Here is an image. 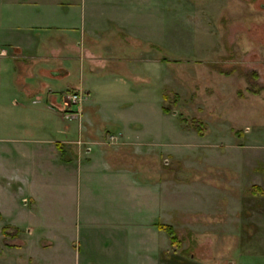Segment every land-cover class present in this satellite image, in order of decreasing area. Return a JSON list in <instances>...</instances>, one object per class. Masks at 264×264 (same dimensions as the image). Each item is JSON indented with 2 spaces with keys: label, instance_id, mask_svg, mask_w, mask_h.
I'll return each instance as SVG.
<instances>
[{
  "label": "rangeland",
  "instance_id": "rangeland-1",
  "mask_svg": "<svg viewBox=\"0 0 264 264\" xmlns=\"http://www.w3.org/2000/svg\"><path fill=\"white\" fill-rule=\"evenodd\" d=\"M4 15L16 29L22 21L52 26L34 30L42 38L38 60L69 71L48 75L59 101L71 93L93 101L97 125H87L89 134L135 136L113 159L155 184L156 205H169L162 221L184 242L172 249L189 256L187 264H264V193L252 191L264 190V0H0V25ZM166 90L178 94L176 104L164 102ZM82 103L71 113L84 112ZM193 117L207 125L205 136L191 128ZM62 193L48 201L44 224L74 220L60 216L77 209ZM6 204L5 220L32 225L12 238L0 217V264H53L37 219L20 215L18 202ZM88 205L82 210L97 211ZM93 254L110 256L90 248L84 259Z\"/></svg>",
  "mask_w": 264,
  "mask_h": 264
},
{
  "label": "crops",
  "instance_id": "crops-1",
  "mask_svg": "<svg viewBox=\"0 0 264 264\" xmlns=\"http://www.w3.org/2000/svg\"><path fill=\"white\" fill-rule=\"evenodd\" d=\"M4 6L10 10L9 2ZM24 10L29 12L28 7ZM10 19L4 15L5 23L0 25V217L5 220L6 203L11 201L18 202L20 215L35 217L36 230L42 229L51 240L48 249L53 264H187L189 256L174 251L167 233L157 226L166 223L162 218L169 205H156L155 184L139 179L130 166L113 159L118 148L135 136L123 129L108 133L107 138L100 128L89 134L87 125H97L89 118L93 101L84 100L82 117L71 113L73 107L63 106V97L59 101L47 83L48 75H56L57 70L69 71L38 60L42 38L34 30L51 25L22 21L20 30ZM18 32L23 34L17 37ZM74 33L70 37L76 39ZM46 39L53 40V36ZM112 123L122 126L115 120ZM79 141L90 146L83 147ZM63 191L77 203V209L60 216L74 220L56 227L44 224L43 214L52 210L50 203L60 201ZM28 201L34 206L29 207ZM87 203L97 211L82 210ZM5 221V226L18 228L19 235L31 224L29 220ZM90 248L110 256L98 260V254H93L84 259ZM64 250L66 258L60 256Z\"/></svg>",
  "mask_w": 264,
  "mask_h": 264
},
{
  "label": "trees",
  "instance_id": "trees-1",
  "mask_svg": "<svg viewBox=\"0 0 264 264\" xmlns=\"http://www.w3.org/2000/svg\"><path fill=\"white\" fill-rule=\"evenodd\" d=\"M164 102L165 103L168 102L169 104H173V105L176 104L178 102V94L177 93L171 94L170 92H168V90H166V92L164 93ZM165 103L162 106V110L164 113L169 114L172 112V108L165 105ZM185 121L187 120L182 119V122ZM190 126L191 128H193V130L196 131V133L199 136L203 137L206 135L207 125L201 119L197 117H193L190 121ZM240 134H242V132ZM252 191L253 193H264L263 188H261L258 185H253ZM157 226L160 230H163L167 233V235L170 238V242L174 247L180 249L183 246L184 242L173 225L168 223L158 222ZM19 231L20 230L18 228H14L11 226H5L3 228L4 235L12 238H17L19 235Z\"/></svg>",
  "mask_w": 264,
  "mask_h": 264
},
{
  "label": "built area",
  "instance_id": "built-area-1",
  "mask_svg": "<svg viewBox=\"0 0 264 264\" xmlns=\"http://www.w3.org/2000/svg\"><path fill=\"white\" fill-rule=\"evenodd\" d=\"M64 98V97H63ZM67 98V100L65 99ZM65 100H63L64 105L63 106H79L80 103H82V97L81 95L77 94V93H71L68 94L67 96H65Z\"/></svg>",
  "mask_w": 264,
  "mask_h": 264
}]
</instances>
